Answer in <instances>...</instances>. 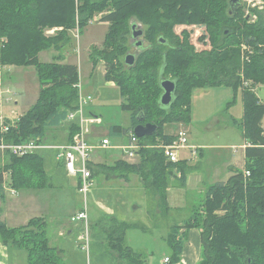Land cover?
<instances>
[{
  "label": "trees",
  "instance_id": "trees-1",
  "mask_svg": "<svg viewBox=\"0 0 264 264\" xmlns=\"http://www.w3.org/2000/svg\"><path fill=\"white\" fill-rule=\"evenodd\" d=\"M233 7L230 0H0V62L18 68L36 67L40 83L37 104L20 118L6 141L24 144L39 140L45 144L50 133L63 129L69 114L79 108V67L41 63L39 54L63 49L72 31L82 32L95 15L103 14L100 22L109 30L103 48H94L91 57L95 65H105L106 82L119 87L124 98L122 110L130 115L131 123L129 128L113 126L110 135L123 138L140 124H155L159 129L156 135L141 139L140 164L121 161L113 167H89L93 176L103 172L108 179L115 175L129 181L130 175L139 176L163 213L171 211L168 189L172 180L186 187L191 171L188 161L168 162L162 150L151 148L174 141L175 136L164 132V125L191 122L196 89L225 86L235 93L242 91L244 117L237 124L248 144L245 168L235 171L227 182L209 186L204 202L193 210L191 218L171 227L167 236L169 264H182L192 229L201 231L199 264H264V104L256 94L257 87L264 85V0L261 7L250 9V20L242 2ZM133 22L143 25L148 45L130 67L125 57L133 49ZM195 25L207 26L216 36L210 49L197 51L188 30L176 32L179 26ZM54 28L62 30L47 36L46 29ZM164 79L177 84L174 100L167 107L161 104ZM67 129L69 144L79 128L71 123ZM2 155L1 198L8 172L12 190L51 187L44 158L38 152L24 157L6 154L4 164ZM117 226L106 239L108 252L128 264H148L142 253L126 243L125 233L135 225ZM47 227L45 218H34L19 228L0 221V242L25 251L28 264H65L62 254L50 244Z\"/></svg>",
  "mask_w": 264,
  "mask_h": 264
},
{
  "label": "rangeland",
  "instance_id": "rangeland-1",
  "mask_svg": "<svg viewBox=\"0 0 264 264\" xmlns=\"http://www.w3.org/2000/svg\"><path fill=\"white\" fill-rule=\"evenodd\" d=\"M241 2L245 10V17L248 20L252 17L250 9L255 6L261 7L263 4V0H241ZM102 16L103 14L95 15L92 20L93 23L84 28L82 32H79V30L72 31L70 33L71 40L63 49L56 50L52 48L41 52L39 60L41 63L57 62L60 64L77 65L79 67V84L82 87V95L84 97L92 96L93 98L87 104L86 111L87 108L94 106L98 115L102 116L104 120L103 125L98 126L100 135L96 133L98 137H105L106 135L111 137L110 129L113 126L120 125L124 128H129L131 123L130 115L122 110L124 98L121 95L119 87L106 82L103 74L106 73L105 65L102 62L95 65L91 57L94 48H103L109 30L107 24L100 22ZM185 29L191 33V40L197 51L210 49L216 40V36L212 35L205 25L179 26L176 28V32L181 34ZM61 30L62 28L46 29L45 33L47 36H55L56 32ZM145 44L146 46L148 45L146 42ZM135 52V48L130 51L132 54H135ZM15 68L18 67L12 66V78L8 79L6 84L18 92L19 95L16 98L17 104L7 106L6 108L16 110L18 118H20L37 104L40 97V83L36 67ZM191 104V122L189 124H182L183 127L177 123L164 125V132L166 134L176 136L181 131L180 128H185L188 134L189 145L197 144L205 146L201 157L199 156L197 160L189 161L191 171L188 174L190 180L188 188L173 190V192L177 191L183 194V205L187 202L191 205L189 209L178 213L180 219H182V223L192 216V211L195 209L193 207H199L204 202L206 190L209 186L227 181V179L229 180L230 173L227 168L229 164L234 163V165L240 167L239 169H243L242 151L239 150V153L234 155L229 148L233 145L238 147L242 143L245 144L246 141L242 127L236 125V122H242L243 120L241 90L235 93L232 88L225 86L199 88L193 92ZM71 123L76 124L74 122ZM71 123H64L63 129L60 130L63 132L66 130L67 132V128L71 126ZM262 126L264 129V121ZM111 138L114 144L122 143V145H126L129 143V134L123 136V138L116 136H112ZM93 139L97 140L96 136ZM49 142L54 145L61 144V140H54L53 136L49 137ZM38 153L44 158L45 170L51 187L19 190L20 196H24L26 193L36 198L35 202H30L29 206H25V204L22 206H18L19 204L17 206H10L14 204L15 200L12 199L10 191L6 190V207H3V198L0 196V220L3 221V217H7L9 222L16 221L13 223L15 225L8 227L19 228L27 225H23V220L20 219V216L32 214L34 211L44 212L45 214H41V217H38H44L49 222V235L51 236L49 239L52 247L62 248L60 245L65 247V258H63L65 264H121L117 262L114 255L109 254L107 243L104 239L105 235L103 232L99 233L100 230L98 228H94L93 224L95 222L88 229L90 248L94 241L93 234L96 233L98 235L95 241L98 247H94L92 251L88 252L84 250L83 245L86 244V241H79L78 239L80 236L87 234V229L84 225L72 236L67 235V237L59 238L58 241L55 240L57 238L55 234L58 235L59 223H66L69 227H75V224H80L79 222H72L71 218L79 206H82L83 202H85V197L80 195L76 189V186L80 184V181L78 183V178L72 177L66 171L62 165V160L57 161V150L38 151ZM104 154L105 152L98 151L94 157L102 161ZM182 155H187V152H184ZM2 156L4 157V164L8 159L4 155ZM116 158L117 154H113L108 162L113 163ZM139 159L141 160V157ZM107 179L103 172L97 175L95 179L93 178V189L97 192V195L102 196L110 205L113 202L121 205L123 203L125 205L126 203L133 205L134 198L137 202L141 201V208L134 214H130L132 220L128 223L137 225L134 224L133 220H136L139 224L148 221V224H145L150 228L145 224L142 225L147 231L153 232V234L144 235L145 238H143L141 237L142 232L129 229L126 243L129 247L132 245L131 248L136 252L146 253L149 251L148 255H150L151 264H162L161 260L163 257L170 255V249L165 239H167L171 227L176 223L174 224L168 214L159 211L155 205L154 196L149 189L144 186H126L120 182L121 178L115 177V175L111 178V183ZM5 180L7 185H9V172L7 173V177L5 175ZM171 186H173L172 183ZM91 205L93 206L94 204L91 203ZM5 210L12 216L4 212ZM38 217L35 216V218ZM104 217L110 218L105 214ZM95 219L94 217L93 220ZM107 220L110 221V219ZM110 252L114 251L111 249ZM146 261L149 260L146 259ZM12 264H28L27 253L25 251H20L19 253L17 249H13Z\"/></svg>",
  "mask_w": 264,
  "mask_h": 264
},
{
  "label": "crops",
  "instance_id": "crops-1",
  "mask_svg": "<svg viewBox=\"0 0 264 264\" xmlns=\"http://www.w3.org/2000/svg\"><path fill=\"white\" fill-rule=\"evenodd\" d=\"M15 69H18V68H15ZM12 72L9 74L8 77H6L7 80L8 79L10 80L12 78L11 77ZM103 74L105 76V73H103ZM108 84L114 85L113 83H108ZM18 90H20V89L18 88ZM256 94L259 97L260 102L264 104V85H260L257 87ZM87 113L89 115L91 114V115L99 116L102 118V116L98 115L94 106L87 108ZM242 116L244 117V103H243V115ZM243 117H242V119H243ZM263 121H264V119H263ZM103 123H104V120H103ZM237 123H239V122H236V125H238ZM262 125H263V122H262ZM116 126H120V125H116ZM181 126H182V124H181ZM98 129H99L98 127H95L92 135L90 136L91 145L94 146V145L98 144L101 139L106 138V137L113 140L111 137H109L107 135L105 137H100V136L98 137V135H100V133L98 132ZM57 130H59V129H57ZM180 130H186V129L180 128ZM57 132H58V134H57ZM96 132L99 134L97 135ZM55 135L59 136V137H56ZM51 136H53V138H56L54 140H61V144H59V145H66L67 144L68 133L66 132V130H64V132L62 130H59V131L54 130L52 133H50L49 137H51ZM94 136H96L97 140L93 139ZM45 144L54 145L50 142L45 143ZM112 144L113 145L109 150H105V151L99 150V149L93 150L91 152V159H90L91 164L92 165H103V166H108V167H113L118 162H121V161L126 162L128 164H133V165L140 164L141 160L138 157L135 159H131V160L126 159V157L124 156V152L120 149V146L122 145V143L114 144L112 141ZM190 146L198 147L199 148V156L200 157L202 156L203 149L205 148V146H201V145H197V144L196 145L191 144ZM247 147H248V144L245 141V144L242 143L241 145H238V147H235V145H233L229 148V150H231L234 153V155L238 154L239 150H241L242 151V159H243V163H244L243 169H239L240 167H237L236 165H234V163L231 165L229 164L227 168L229 169L230 177H232L234 175L235 171H241V170L243 171L244 170L245 165H246V149H247ZM215 148H217V147H215ZM48 150H54V149H42L40 151H48ZM98 151L105 152V154L103 155L104 158L102 161L99 158L94 157L95 154L98 153ZM186 152H187V155H185V156L182 155V158L184 160L187 159L190 155L189 151H186ZM113 154H117V158L114 160L113 163L112 162L110 163L108 161L113 156ZM60 160L61 159L58 158V153H57V161H60ZM187 163L189 165V161ZM62 165L65 167V163L63 160H62ZM65 169H66V167H65ZM66 171H67V169H66ZM71 176L78 178V177L73 176V175H71ZM6 177H7V175H6ZM96 177L97 176H95V175L93 176L94 179ZM230 177H229V179H230ZM107 180H108V182L110 181L109 183L112 182L111 178L107 179ZM79 181H80V179L78 178V183H79ZM227 181H228V179H227ZM227 181H224V182H227ZM120 182L126 186H134V187L135 186L136 187H143L144 186L143 182L141 181V179L137 175H130L129 181H127L125 179H121ZM189 184H190L189 176L187 179V186L186 187H179L178 181L176 179L175 180L173 179L172 180L173 186H171L168 189V203H169V206L171 208L170 209L171 211L168 213H165V214H168L169 218L171 217L174 224L175 223L180 224V225L183 224L182 219H180L178 213L182 212L183 210L189 209L191 207V205L188 202L183 205L182 204L183 197H184L183 194H180L177 191L173 192V190L186 189V188H188ZM6 186H8L7 183H6ZM78 188H79V184H78V186H76V189H77L78 193L80 194ZM6 190L10 191V194L12 195L11 196L12 199L15 200L14 204H12L10 206H17L18 204H19L18 206H22L24 204H25V206H29L30 202L34 203L36 200V198L30 194L25 193L24 196H20L18 191H15V193H13L12 189H9V187H8V188H5L4 198H3V207H6V205H7V198L5 197L7 194ZM80 195H82V194H80ZM154 199H155V205L159 209L158 200L155 197H154ZM91 203H93L94 205L92 206ZM134 205H136V206L133 208ZM141 206H142L141 201L137 202L135 198L133 199V205H129L128 203H126V205H125V203H123L121 205V204H116L115 202H113L112 205H110L107 200L102 198V196H98L97 192L94 191V189H93L92 192L90 193L89 197L87 199H85V202H83L82 206L80 205L78 210L75 213H73L72 217L75 216L74 214L82 212L85 208H87L88 216H89V220H88L89 225H91L92 223L95 222V224H93L94 228L95 227L98 228L100 230L99 233L100 232L104 233V235H105L104 239L107 242L106 239L108 238V235L113 231H117V229L119 227V226H117V224H124V223L131 222L132 219L130 218V214L131 213L134 214L135 212H137V210H139L141 208ZM193 208H196V207H193ZM3 210H4V208H3ZM159 211L161 212L160 209H159ZM4 212H7V211L5 210ZM7 213L10 214L9 212H7ZM41 214H45V213L41 212V211H34L32 214L20 216V219L23 220V225H26V224H28V222L31 219H34L35 216L41 217ZM104 214L110 218L104 217ZM192 214H193V211H192ZM94 217L96 218L95 220H93ZM107 219H110V221H108ZM0 221L6 223L7 226L15 225L13 223L16 222L14 220L9 222L7 217H3V221L2 220H0ZM133 221L135 222L134 224H137V225L133 226L130 230L135 229V230L142 232L141 237H143V238H145L144 235H146V234H153V232L147 231L145 229V227L143 226L145 223L148 224V221H146L145 223H140V224L136 220H133ZM47 223H48L47 235L50 238L51 236L49 235L50 234L49 222H47ZM79 223L80 224H75V227H73V226L69 227L66 223H59L60 225H59L58 235L55 234V237H57L55 240L58 241L59 238H64V237H67V235L72 236L73 234H75V232L78 231L81 226H83V224L81 222H79ZM129 224H132V223H129ZM146 226H148V225H146ZM158 227H160V225H158ZM148 228H150V227L148 226ZM128 232H129V230H127L125 233L126 241L128 238ZM97 236L98 235L96 233H94L92 236L94 241L92 242V247L90 248L91 251L93 250L94 247H98L97 243H95ZM99 236H101V235H99ZM78 239L80 241L81 236ZM165 240L167 243V239H165ZM50 244H51V241H50ZM63 244H65V243H63ZM60 246L62 248L58 247L56 249L62 254L63 258H65V250H64L65 247L63 245H60ZM131 247H132V245H131ZM18 251L20 253V250H18ZM12 252H13V249L8 248L7 246L3 245L0 242V264H12ZM109 254H111L112 256L115 255V253H109ZM142 254L144 255L145 259L149 260V261H147V263L151 264V259L149 257L150 255H148L149 251L146 253L143 252ZM201 255H202L201 231L198 229H192L191 231H189L188 240H187L185 247H184L183 256H182V264H199V262L201 261ZM115 256L117 257V258L114 257V258H116L117 262H119L121 264H123V263L128 264V262L121 260L118 257V255H115ZM168 257L169 256L165 255L163 257V259L161 260V263L165 264V260Z\"/></svg>",
  "mask_w": 264,
  "mask_h": 264
},
{
  "label": "built area",
  "instance_id": "built-area-1",
  "mask_svg": "<svg viewBox=\"0 0 264 264\" xmlns=\"http://www.w3.org/2000/svg\"><path fill=\"white\" fill-rule=\"evenodd\" d=\"M93 21L90 22L92 24ZM12 72V66H5L0 62V153L3 155L9 154L16 157H24L30 154H35L42 149H55L58 151V158L63 160L67 171L80 179L79 192L85 199L88 198L93 190V175L89 167L91 164V152L95 149L109 150L112 147V140L108 137L103 138L96 145H91L90 136L95 127L103 124V119L99 116L89 115L86 111V106L93 100L92 96L84 97L82 95V87L78 84L79 89V108L71 112L68 116V122H74L79 128L75 134L72 143L66 145H49L36 142H29L24 144H13L6 141V136L11 129L17 127L20 118L14 109H7V106L17 104L18 92L11 89L6 83V77ZM247 84V83H245ZM151 147V146H148ZM141 148V139L135 136L133 132L129 134V143L120 146L124 152L126 159L131 160L139 158L138 151ZM157 148L163 151L168 162L178 163L182 160V154L186 151L190 155L186 161H194L199 158V148L190 146L188 141V134L185 130H181L172 143H160ZM246 176L250 173L246 172ZM6 188V184L4 185ZM15 193V190H12ZM72 222H81L86 226L87 234L81 236V241H86L83 249L90 251L88 235L89 229V216L88 210L85 208L82 212L77 213L71 218ZM165 264H169V258L165 260Z\"/></svg>",
  "mask_w": 264,
  "mask_h": 264
},
{
  "label": "water",
  "instance_id": "water-1",
  "mask_svg": "<svg viewBox=\"0 0 264 264\" xmlns=\"http://www.w3.org/2000/svg\"><path fill=\"white\" fill-rule=\"evenodd\" d=\"M239 1L240 0H230L231 7L234 8L233 7L234 4H236ZM236 9L237 8H235V10ZM132 38L134 40H136V41L138 40V42L136 44L137 47L144 46V43H145V40H144V28H143L142 24L133 22ZM144 48L145 47H142V49L140 51H138V52H141ZM138 54H132V53L127 54L126 57H125L126 65L130 66V67L134 66L136 64L137 55ZM161 84H162V88H163V91H164V93H163V95L161 97V104L163 106L167 107V106H170L172 104L173 100H174V95L176 93L177 84H176L175 81H172V80H169V79L162 80ZM158 129H159V127L157 125H155V124H150V123L149 124H140V125H137L133 129V133L139 139H143V138H146V137H151V136L156 135L158 133Z\"/></svg>",
  "mask_w": 264,
  "mask_h": 264
},
{
  "label": "flooded vegetation",
  "instance_id": "flooded-vegetation-1",
  "mask_svg": "<svg viewBox=\"0 0 264 264\" xmlns=\"http://www.w3.org/2000/svg\"><path fill=\"white\" fill-rule=\"evenodd\" d=\"M236 4L241 5V0H240L239 2H237ZM236 4H234V5H236ZM137 42H138V40L136 41V40H134L133 38H131V44L133 43V44H132L133 49L135 48V50H136L135 54L140 53V52H138V51H140V50L142 49V47H146V44H145V43H144V46L137 47V46H136ZM137 52H138V53H137Z\"/></svg>",
  "mask_w": 264,
  "mask_h": 264
}]
</instances>
